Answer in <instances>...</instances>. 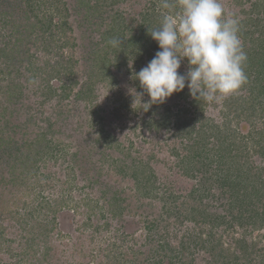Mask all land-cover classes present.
I'll return each mask as SVG.
<instances>
[{"label":"trees","instance_id":"16d2710c","mask_svg":"<svg viewBox=\"0 0 264 264\" xmlns=\"http://www.w3.org/2000/svg\"><path fill=\"white\" fill-rule=\"evenodd\" d=\"M61 1L0 0V17L6 18L4 22L9 27L6 39L11 37L3 47L0 43V64L7 65L9 75H13L19 64L21 66L27 64V72L30 73L28 81L38 80L41 82V89L46 93L54 89L52 80L61 77L62 69L68 67L67 62H71V59L67 60L65 57L63 49L71 44L72 38L69 32L73 26L67 16L69 9L65 10L66 15L56 7L51 16L45 15L43 18L40 17L39 10L45 8L47 10L48 5L57 6ZM74 3L78 17L88 23L93 19L98 20L100 39L89 44L90 71H92L90 81H93L94 76L97 75L108 77V69L100 71L108 59L106 54L112 52L117 60L133 59V64L136 65L140 60L143 62L144 58L141 55L140 60H134L135 54L138 53L135 52L136 46L141 49L148 45L158 46L148 30L158 28L162 15L168 11L160 7L162 0H150L140 19H134L136 25L130 23L131 26L128 23L131 19H126L123 12L115 10L104 16L102 6L98 5L99 0L93 6L91 0H74ZM260 3V0H257L253 3L254 8L250 13L245 12L248 19L243 21V28L239 31L243 50L247 54V61L244 64L247 83L224 100L219 118H207L205 102L195 98L189 100L191 96L189 92L179 94L186 103L177 107L176 112L164 104H153L147 111L151 115L149 123H160V127L156 128L159 131L168 128L170 132L173 128L174 142L170 143L171 160L174 161L176 168L182 170L184 177L195 182L190 197L197 203L199 201L207 203L206 209H202L198 204V207L194 206L190 210L191 213L199 214L200 220L195 215H187L188 210L181 209L184 205L176 207L177 212L174 210L173 204L179 203L182 196L171 189V186L165 185L162 188L163 183L157 185L160 178L149 162L141 160L127 167L123 162L118 166V173L129 175L145 198L161 200L162 217L177 214V220L176 222L174 220L172 225H179L185 221L196 224L192 233L190 230L185 233L179 230H167L162 234L157 230L158 226L162 227V221L149 220L145 226L147 252L144 253V249L135 250L130 247L131 252L127 254L124 249L128 247L124 248V246L131 241V235L125 231L116 238L102 234L109 231L112 219L119 218L122 222L126 209L121 207L124 199H120L116 191L117 194L108 201V209L106 204L100 206L98 201L93 202L89 196L81 202L73 195L79 188L71 179L66 190L58 194L53 201L40 192L37 195L41 199L39 208L27 207L28 210L26 209L25 212L27 218H20L23 221L21 224H26L30 220L36 221L31 227L37 235L33 233L32 237L27 238L25 246L28 248L35 246L37 236L40 238L41 235L48 245V252L53 250L55 240L65 238L59 231L60 214L69 210L74 216L77 211L79 213L81 207H86L87 209L84 208L86 212L83 210V216L86 217L84 225L75 224V227L76 232L85 237L86 230H90L89 224H92L90 242L94 246L88 252H85L84 247L81 248V252L90 255V264L94 263L93 261H98V264H128L132 254L134 255L132 260H137V263L133 261L132 264H264V246L260 241L256 242L251 235L256 230L259 232L264 230V32L261 31L264 25L263 19L251 16L259 9ZM172 11L178 12L179 9L177 7ZM55 14L60 15L57 25L53 21ZM259 32L260 35L256 37ZM113 38L122 40V44L115 47L110 45L108 41ZM30 44L32 47H43L45 53L52 55V58L45 61L42 66L39 65L33 61L35 58L30 54L31 49L27 47ZM95 67L100 72H94ZM0 72L3 73L4 70L1 69ZM91 84L92 82L88 81L83 89L77 92L78 99L90 98L93 91L92 87H89ZM70 86L63 85L58 90L55 89L60 93L59 98L65 100L69 97ZM11 87L20 88L14 82ZM239 91H244V94L240 95ZM9 99L13 101L12 98ZM188 101L189 107H187ZM156 117L160 118L156 121ZM22 127V125H10L9 121H6L3 127L0 125V166L10 169L11 182L16 176L21 180L17 173L20 170L26 185L29 181L30 184L34 182L31 186V190H34L41 182V175L46 180L52 179V174H41L39 164L58 159L55 151L64 150H61V144L49 139L53 134V124H50L46 130L38 132L34 138L24 133L16 138L17 136L12 134L13 130H22ZM73 157L76 158L77 154ZM116 164L117 160L111 165L113 167ZM69 167L72 173L73 168ZM86 171L90 174L91 170ZM218 198L224 199L225 202L221 204L219 211H210L209 208L212 206L208 205L209 202ZM94 203L96 204L93 207ZM97 209H101L102 214L97 215ZM185 215L186 217H183ZM95 217L98 218L96 224L92 221ZM101 221L105 222L100 224ZM202 222L206 226L205 229ZM222 227L226 228L223 230ZM249 229L252 230L251 234ZM3 230H0V243L5 235ZM30 232L27 236H30ZM99 239L100 243L97 244ZM6 240H3V243ZM25 251L29 252L27 249ZM145 255L146 257L141 261L139 258ZM41 261L38 260V263ZM19 263L22 264L23 261L20 260Z\"/></svg>","mask_w":264,"mask_h":264},{"label":"rangeland","instance_id":"374dc122","mask_svg":"<svg viewBox=\"0 0 264 264\" xmlns=\"http://www.w3.org/2000/svg\"><path fill=\"white\" fill-rule=\"evenodd\" d=\"M256 1L222 0V3L225 13L238 18L240 29H242L243 21L245 22L248 19L245 12L250 13L254 8L253 3ZM91 2L93 6L97 0H91ZM260 2L259 9L251 16L263 19L262 24L264 25V0H260ZM149 3L150 0H99L98 5L102 6L104 16L117 10L123 12L126 19H131L128 23L133 25L135 23L134 19H140L143 10ZM56 7L64 14H66L65 10L69 9L68 15H66L73 28L69 32V36L72 38L71 44L63 49L65 57L67 60L71 59V62H67L68 67L62 69L61 77H55L52 80L51 84L54 89L52 88L50 93H46L41 89V82L36 80L35 83H31L28 81L30 73L27 72V64L22 66L19 64L13 75H9L6 64H0V70H4L3 73L0 72V125L3 127L6 121H9L10 125H22V130H13L14 133L12 134L16 135V138L21 137L23 133L34 138L38 132L46 130L50 124H53V134L49 139H53L56 144H61V150H64L60 151L58 149L55 151L58 159L39 164L41 174H52V179L46 180L41 175V182L34 190H31L34 182L30 184L29 181L26 185L25 181L22 180L20 170L17 173L21 180L16 176L11 182L10 169L0 166V230L5 229L3 230L5 235L0 243V264H21L19 263L20 260L23 261L22 264H90L91 257L88 253L86 255L85 252H88L94 246L90 242L92 224H89L90 230H86L87 235L85 237L76 232L75 227V224L84 225L86 217L83 216V210L86 207H81L79 213L77 211L74 216L69 210L60 214L59 231L62 232L65 238L63 240L56 239L53 250L48 252V245L41 235L40 238L37 236L35 246H31V241H29L30 248L25 246L27 238L32 237L33 233L37 235V232L31 227L36 221L30 220L26 224H21L23 221L20 218H27L25 216L26 209L28 210L27 207L29 209L39 208L41 199L37 195L40 192L41 195L53 201L58 194L66 190L68 181L71 179L75 186L79 188L73 195L81 202L89 196L93 199V202L98 201L100 206L106 204L107 208L108 201L113 199L117 194L116 191L118 192L117 196L124 199L121 207L126 209L122 222L119 218L112 219L109 231L102 234L106 237L116 238L117 235L120 237L125 231V233L131 235V241L124 246V248L128 247V249H124L127 254L131 252V250L129 251L130 247L135 250L144 249V253L147 252L145 226H147L149 220L162 221V227L159 228L158 226L157 228L162 234H165L164 231L167 230H179L181 233L190 230V233H192L196 228V224L185 221L179 225H172L174 220L175 222L177 220V214L171 215V217H162L163 203L161 200L152 197L145 198L129 175L118 173V166L122 165L123 162L126 167L141 160L146 163L149 162L151 167L158 173V178H160L157 185L163 183L162 188L165 185L171 186V189L182 196L179 203L173 204L176 212V207L184 205L181 209L188 210L186 211L187 215H195L200 220L199 214L191 213L190 210L194 206L198 207V204L201 205L202 209H206V202L200 203L199 201L197 203L190 197V191L195 182L184 177L181 173L182 170L176 168L174 161L171 160L170 143L174 142L172 137L173 128L170 132H168V128H162L159 131L156 128L160 127V123H149L151 115L141 108L139 99L134 102V93L131 90L142 91L139 81L135 80L134 74L149 63L156 52L160 50L159 47L148 45V47L141 49L136 46L135 52L138 51V53L135 54L134 60H140L141 55L144 57L143 62L140 60L136 65L133 64V59L125 60L121 58L117 60L114 54L110 52L106 54L108 59H106L105 65L100 68V71L105 68L108 69V77L97 75L94 76L93 81H90L89 77L92 75V71H90L89 44L100 39L98 20L93 19L88 23L80 16L78 17L74 0H62L57 6L48 5L47 10L46 8L39 10L40 17L51 16ZM5 19L0 17L1 47L9 42L11 38L6 39L9 27L5 25ZM59 20L60 15L55 14L53 17L55 25L58 24ZM261 31L264 32V28ZM260 33L255 36L257 37ZM27 47L31 49L30 54L35 58L33 61L41 66L49 58H52V55L45 53L43 47H32V44ZM54 60L56 59L54 58ZM188 67L185 58L182 60L178 71L184 74L188 71ZM98 71L99 69L95 67L94 72ZM88 81L92 82L89 87H92L91 90H93L90 98L88 100L78 99L77 92L83 89L82 87ZM12 82L20 88L13 89L11 87ZM63 85H71L69 97L65 100L59 98L60 93L57 92L60 86ZM188 92L189 89L186 86L182 91L173 93L163 103L164 106H169L174 110L173 112H176L177 107H181L186 103L184 99L179 97V94ZM238 93L242 95L244 91ZM9 98H12L13 101ZM227 98L212 103L204 101L206 117L219 118L224 100ZM192 99L193 97L190 96L189 100ZM148 100L149 97L145 94L143 102ZM188 104L189 101L187 107H189ZM159 118L156 117L155 120L157 121ZM99 139L101 140L98 143ZM76 154L77 157H73ZM115 160H117V164L112 167L111 164ZM69 166L73 168L72 173L69 171ZM87 169L91 170L90 174L86 171ZM103 192H106V194ZM223 202L225 200L219 198L210 201L208 205L212 207L209 210L219 211ZM95 204H92L93 207ZM85 210L84 212H86ZM96 212H98L97 215L102 214L101 209H97ZM183 217H186V215ZM92 221L96 224L98 218L95 217ZM103 222L105 221L99 223L103 224ZM202 226L204 229L206 228L203 222ZM225 228L222 227L223 230ZM29 232L30 236H27ZM251 232L252 230L249 229L250 234ZM251 235L254 236L252 238L256 242L260 241L261 245L264 246V230L260 232L256 230ZM3 240L6 241L3 243ZM96 243L99 244L100 239ZM82 247L85 248V252H81ZM25 249L29 252H26ZM133 257V254L129 257L130 263L128 264L135 261L132 260ZM145 257L146 255L139 259L143 261ZM38 260L42 261L38 263ZM93 262L92 264H98V261ZM135 262L137 263V260Z\"/></svg>","mask_w":264,"mask_h":264},{"label":"clouds","instance_id":"9594fccd","mask_svg":"<svg viewBox=\"0 0 264 264\" xmlns=\"http://www.w3.org/2000/svg\"><path fill=\"white\" fill-rule=\"evenodd\" d=\"M160 7L168 11L158 28L148 30L160 50L134 74L142 91L131 90L134 102L139 99L144 111L163 104L186 86L193 98L212 103L247 83L240 21L225 13L222 0H162ZM177 7L179 11L173 12ZM122 42L116 38L108 41L114 47ZM185 58L189 67L182 74L178 70ZM145 94L147 102H143Z\"/></svg>","mask_w":264,"mask_h":264}]
</instances>
